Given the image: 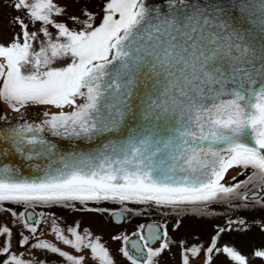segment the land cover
Instances as JSON below:
<instances>
[{
  "label": "snow or ice",
  "instance_id": "obj_1",
  "mask_svg": "<svg viewBox=\"0 0 264 264\" xmlns=\"http://www.w3.org/2000/svg\"><path fill=\"white\" fill-rule=\"evenodd\" d=\"M7 6L28 22L13 15L10 24L19 31L0 42V101L16 113L28 105L57 111L45 112L39 124L0 128V212L35 234L40 221L27 208L38 205L104 212L85 206H177L235 196L240 207L251 200L264 208V0H101L95 10L74 0L76 12L58 0ZM45 131L100 140L101 147L59 154ZM11 156L42 178H18ZM234 167L247 178L229 185L225 177ZM124 211L131 210L113 213L117 222ZM78 228H67L70 238L52 221L63 244L90 250L98 264H114L101 238ZM144 230L138 225L135 240L112 237L123 242L119 251L130 264H157L170 246L166 229ZM219 232L207 247L183 248L182 264L201 252L205 264L214 253L249 264L233 247H217ZM161 237L158 247L149 246ZM12 239V229L0 225V264H34L12 250ZM18 243L28 245L30 237L21 234ZM32 247L84 264V256L49 241L37 239ZM253 255L264 258V249Z\"/></svg>",
  "mask_w": 264,
  "mask_h": 264
},
{
  "label": "flooded vegetation",
  "instance_id": "obj_2",
  "mask_svg": "<svg viewBox=\"0 0 264 264\" xmlns=\"http://www.w3.org/2000/svg\"><path fill=\"white\" fill-rule=\"evenodd\" d=\"M0 113L2 116L7 117L9 112H13V110L3 101H0ZM50 111L55 110L54 107H50ZM243 170L239 167H234L232 170H229L226 174L225 179L228 180L232 176H234L237 172ZM250 174V173H249ZM247 178V175L236 182L243 181ZM234 182V183H236ZM231 183V184H234ZM229 184V185H231ZM258 190V189H252ZM251 200L247 201L249 204L248 208L240 207L239 202L234 205L232 220L234 225L233 237H231L232 242L231 246L238 250L241 254L245 255L248 259L249 264H254V261L263 260L262 258L255 257L253 255L254 251H251L245 247V245L241 244L238 241V237L240 234H245L252 232L257 226H261L264 224V208H260L259 205L251 204ZM203 205V203H195L190 204L193 206ZM148 204H135L128 202L126 204H120L119 202L112 201H100V202H88L85 206L87 208H100L107 209L104 212H94V211H76L69 208H63L60 206H43L38 205L35 207H28L27 212L32 213L34 220H39L40 224L38 226L37 232L35 234L30 233L26 228L23 227V221H17L16 218L12 217L10 213L0 212V225H6L10 227L13 231V239H12V250L18 254H21L25 259H32L34 261H45V264H67V262L51 253H47L44 250L34 249L32 245L36 243L37 239L49 241L58 247L62 248L64 251L69 252L72 255L84 256V264H98V261L94 260L91 256L90 250L81 249L77 251L73 249L69 245L63 244L62 241L56 238L55 233L52 231V221L55 220L56 226H58L61 230L64 231L65 235H68L71 238V234L67 232V228L74 227L77 224L79 225L78 231L81 234H84L85 230L90 232L94 237L99 236L101 238V242L105 244V246L110 250V254L114 258V264H130L129 261L120 253L119 249L122 247L123 242L112 239L113 236L126 234L129 235L131 239H138L136 236L132 235L137 231L138 225H146L153 223L154 226H159L161 230H167L168 239L171 241L170 246L167 250H165L160 257L157 258V264H176L177 259L173 256L171 252V247L176 246V252L178 250V264H182V251L185 247H190L193 244L198 246L207 247L212 237L218 233L220 229L225 228V224L223 226H218L214 230H208L207 225L205 224L203 230H198L197 225L201 224L202 220L198 218V215L195 213H188L185 215L189 218V221L186 222V233H188L187 238H179L176 240V236L172 234L168 224L163 220V216H170L169 210L174 206H155L151 205V211L146 209ZM150 206V205H148ZM4 207L13 208V210L17 212L25 211L24 206L22 205H12L9 203H5ZM77 208L81 206L79 203L76 205ZM129 209L131 211H124L122 214V218L119 222H117L113 213H121L123 209ZM205 210V209H204ZM206 215H202L203 218ZM243 221V223H240ZM30 223L32 221H29ZM21 234L30 237V243L28 245L21 246L18 241L21 238ZM146 235V232L144 231ZM163 241V237L160 240L152 243L150 242L149 246L158 247L159 243ZM181 241L184 242L181 245ZM228 244V243H227ZM130 251H134L131 249L130 245H128ZM178 247V248H177ZM217 253H214L216 255ZM223 254V253H220ZM213 255V256H214ZM227 260L234 263L230 260L225 254H223ZM6 258V257H4ZM214 258V257H213ZM174 260V262H173ZM264 261V260H263ZM189 264H205V256L204 253L201 252L199 256H191L189 257Z\"/></svg>",
  "mask_w": 264,
  "mask_h": 264
},
{
  "label": "rangeland",
  "instance_id": "obj_3",
  "mask_svg": "<svg viewBox=\"0 0 264 264\" xmlns=\"http://www.w3.org/2000/svg\"><path fill=\"white\" fill-rule=\"evenodd\" d=\"M11 0H0V42H7L13 34V31H19V28H14L10 24V19L13 15H21L23 17L22 13H16L12 10L11 7L7 6L10 4ZM82 3H88L92 8L95 10L97 9V6L100 4L101 0H81ZM58 3L62 5H69V11L70 12H76L77 8L74 5V0H58ZM25 19V22L27 23V18L23 17ZM39 25L32 26L31 30H36ZM28 70V69H26ZM232 170V169H230ZM251 185H249L247 188H241L240 192L243 193L244 191H248L251 189ZM242 204L243 201L239 200L235 196L229 199L221 200V201H213L209 203H203V205H190V204H183V205H177L174 207H171L169 210L170 216H163V220L168 224L170 231L173 235L176 236V240H179V238H187L188 233L185 231L186 228V222L189 221V218H187L185 215L188 213H195V214H201L206 215V217L203 216V218L198 215V218L204 222L197 225L198 230H203L204 225L206 224L207 229L214 230L218 226H223L225 224H229L232 226L234 225V222L232 220L234 205L237 203ZM254 202H251L253 204ZM146 206L145 208L151 211V206ZM205 209V210H204ZM231 222V223H229ZM238 241L245 245V247L250 248L249 250L254 251V249H264V224L261 226H257L250 234H240L238 237ZM178 248V247H177ZM176 246L171 247V252L173 256L177 259L176 264H178V250L177 252ZM190 257V256H189ZM212 264H234L227 260V258L223 254H216L213 256ZM264 260V258H262ZM260 260L254 261V264H264V261ZM174 262V260H173Z\"/></svg>",
  "mask_w": 264,
  "mask_h": 264
},
{
  "label": "water",
  "instance_id": "obj_4",
  "mask_svg": "<svg viewBox=\"0 0 264 264\" xmlns=\"http://www.w3.org/2000/svg\"><path fill=\"white\" fill-rule=\"evenodd\" d=\"M50 106L46 105H28L24 109L21 110L20 113H16L15 111L7 113L8 116L4 119L0 120V128H9L14 127L17 124L28 122L39 124L41 121L46 119L44 116L45 112H55V110H49ZM0 110H2L0 108ZM68 110V109H65ZM0 117H3L0 113ZM41 135L51 144L55 145L56 150L59 154H68V153H91L95 152L98 148L101 147L100 140H88L86 138H77V137H64V136H54L50 132L45 131L41 133ZM102 139V138H101ZM107 143V141H104ZM9 160L12 163H16L20 168V175L18 178L20 179H37L42 178V173H36L35 169L31 168L28 164H21L18 156H11ZM245 170H241L237 172L234 176L236 177V181L243 179L246 175H239V173L244 172ZM251 172V169L247 170V174ZM232 176V177H234ZM232 177L226 180L228 184L234 183L236 181L232 180ZM258 191V190H254ZM154 225L153 223H150ZM145 225V232L146 226Z\"/></svg>",
  "mask_w": 264,
  "mask_h": 264
},
{
  "label": "trees",
  "instance_id": "obj_5",
  "mask_svg": "<svg viewBox=\"0 0 264 264\" xmlns=\"http://www.w3.org/2000/svg\"><path fill=\"white\" fill-rule=\"evenodd\" d=\"M223 229H225L223 232L218 231L219 235L217 237V247H223L225 245L232 247L231 246L232 245L231 244V242H232L231 237H233L234 228L228 224ZM214 236H217V233Z\"/></svg>",
  "mask_w": 264,
  "mask_h": 264
}]
</instances>
